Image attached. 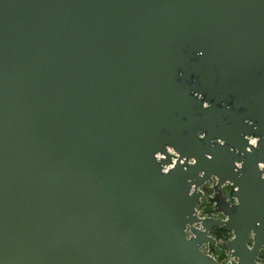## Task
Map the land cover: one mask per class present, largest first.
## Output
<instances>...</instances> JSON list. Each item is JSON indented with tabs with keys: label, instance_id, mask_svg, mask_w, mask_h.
<instances>
[{
	"label": "water",
	"instance_id": "1",
	"mask_svg": "<svg viewBox=\"0 0 264 264\" xmlns=\"http://www.w3.org/2000/svg\"><path fill=\"white\" fill-rule=\"evenodd\" d=\"M218 227L258 264L264 0H0V264H219Z\"/></svg>",
	"mask_w": 264,
	"mask_h": 264
},
{
	"label": "flooded vegetation",
	"instance_id": "2",
	"mask_svg": "<svg viewBox=\"0 0 264 264\" xmlns=\"http://www.w3.org/2000/svg\"><path fill=\"white\" fill-rule=\"evenodd\" d=\"M213 184L209 183V182H204L202 184V186H200L199 191L201 193V197L198 199V203L195 205L194 210L196 213L197 217H208V218H218V219H222L221 215L216 213L212 204L209 203V199L212 198V196L214 195V191H213ZM220 192L215 193V196L218 198L220 196ZM230 204H233L234 201L233 200H229ZM219 229H221V231H219ZM225 230V231H223ZM217 233H225L226 235H228V238H230V232L224 228H216L214 229L210 236L215 240V244L211 247L208 248L206 245H202L200 247V251L203 254H206L208 256H210L215 262L219 263V264H224L225 260L228 259V255H227V251L225 246L221 247L220 245V240L216 239V235ZM186 236H188L186 234ZM225 243V242H224ZM264 251V248L260 250V253H262ZM260 255V254H259Z\"/></svg>",
	"mask_w": 264,
	"mask_h": 264
},
{
	"label": "trees",
	"instance_id": "3",
	"mask_svg": "<svg viewBox=\"0 0 264 264\" xmlns=\"http://www.w3.org/2000/svg\"><path fill=\"white\" fill-rule=\"evenodd\" d=\"M219 231H221V229H219ZM225 231V230H223ZM216 239L220 240V245L221 247H224V242L227 240L228 235H226L225 233L221 234V233H217L215 234ZM258 264H264V251L262 253H260V255L258 256L257 260Z\"/></svg>",
	"mask_w": 264,
	"mask_h": 264
},
{
	"label": "built area",
	"instance_id": "4",
	"mask_svg": "<svg viewBox=\"0 0 264 264\" xmlns=\"http://www.w3.org/2000/svg\"><path fill=\"white\" fill-rule=\"evenodd\" d=\"M248 144L249 145H252L253 144V141L252 140H248ZM166 152H168L170 155L175 156V154L170 149H166ZM154 158L156 160H159V159L163 158V156L161 154H158L157 153V154L154 155ZM173 164H174V159H171V165L163 166L162 169H161V171L163 173L167 172V170H169L172 167ZM228 261H229V259H226L225 260V262H228Z\"/></svg>",
	"mask_w": 264,
	"mask_h": 264
}]
</instances>
